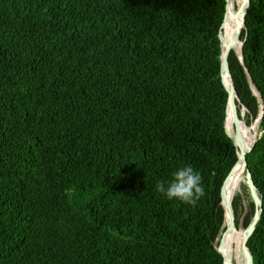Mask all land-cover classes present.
Here are the masks:
<instances>
[{
  "label": "trees",
  "instance_id": "obj_1",
  "mask_svg": "<svg viewBox=\"0 0 264 264\" xmlns=\"http://www.w3.org/2000/svg\"><path fill=\"white\" fill-rule=\"evenodd\" d=\"M224 11L225 0H0V264H223L220 188L237 158ZM240 38L244 64L232 49L228 65L251 125L261 107L248 78L264 107V0H249ZM246 159L262 199L247 246L264 264V111ZM187 166L204 189L194 205L157 190ZM241 199L236 227L254 211L248 197L242 215Z\"/></svg>",
  "mask_w": 264,
  "mask_h": 264
},
{
  "label": "water",
  "instance_id": "obj_2",
  "mask_svg": "<svg viewBox=\"0 0 264 264\" xmlns=\"http://www.w3.org/2000/svg\"><path fill=\"white\" fill-rule=\"evenodd\" d=\"M242 3L244 5V7H243L241 18H239L236 13L233 14V21L236 25L235 33L232 35L231 39L228 42H225V41H223V39L221 37V28H222V25L224 23V19L226 17V14L229 11V0H225V11H224L223 19H222V22H221V25L219 28V33H218V38H219L220 46H221L220 77H221V82H222V84H223V86L227 92V95H228L227 105H226L225 123H226V117H227L228 113H230V116L232 117L233 125L235 127V131L233 133H229L226 130V126H225V131H226V134L228 135V137L231 139L233 145L235 146L236 155H237L236 161L234 162V164L231 166L228 173L226 174V176L222 182L221 188H220L221 204H222V207L224 209V215H225V228L222 231V233L218 239V246L216 247V249L220 253V255L222 256L223 264H233L230 261L229 257L227 255H225L223 249H224V235H225V233L236 228L235 213H234V209H233L232 199L227 194L226 184H227L228 180L230 179V177H232L233 174L237 171V169H239L240 172H243V175H244L243 182H244L245 187L247 189L248 195H249V197H250V199L254 205L253 215H252L249 223L243 228L244 233H243V236L241 238L240 245H239V251H240L241 255H243L246 251L249 255V263H247V264H253L252 254H251L250 249L247 246V240L250 237V235L253 233V231H254V229H255V227H256L259 219H260V215H261V211H262L261 195H260V192L257 189V187L253 181L252 174L248 168L247 159H246L247 153H249L252 150V148H253L256 140H257V133H255V135L252 138V141L249 144L243 145L240 142V134L237 131V127L242 125V123H243L242 116H243L244 111L246 109L244 106H241L240 113L238 111L236 101L238 103H240V101H239L238 94H237L236 88H235V83H234V80H233V77L231 75L229 65H228L229 53L231 52L232 49H234V46L236 45V43H240L239 52H237V55H238L240 61L244 64L243 50H242L243 41L241 40L240 37H241L242 29L244 27V18H245L246 10H247L248 5H249V0H243ZM226 77H228V79H229L228 83L226 82ZM248 81H249V84L252 88L253 93L258 97L259 102H260V107H261L260 114L258 115L257 119L254 120V122H257V126H258V122L261 119V117L263 115V111H264L263 101L261 100L259 93L254 88V86H253V84L249 78H248ZM244 124L246 126H248L246 123H244ZM240 227H241V225L239 224L237 228H240Z\"/></svg>",
  "mask_w": 264,
  "mask_h": 264
},
{
  "label": "bare ground",
  "instance_id": "obj_3",
  "mask_svg": "<svg viewBox=\"0 0 264 264\" xmlns=\"http://www.w3.org/2000/svg\"><path fill=\"white\" fill-rule=\"evenodd\" d=\"M243 0H229V17H228V23H227V27L225 29V31L223 30V41L228 42L232 35L235 33L236 30V25L233 21V14L236 13L238 15L239 18H241L242 15V11H243ZM227 15V14H226ZM225 22H226V17L224 19V27H225ZM238 43H236L237 45ZM240 44V43H239ZM236 45L234 46V49L239 52V50H237ZM240 46V45H239ZM228 77H226V82L228 83ZM242 125L238 126V128L241 130V132H238L240 134V142L243 145H247L252 141L253 138V134H252V127L250 126H246L244 123L245 122L244 119ZM226 130L229 133H233L235 131V127L233 125L232 122V117L230 116V113H228L227 117H226ZM237 128V131H238ZM244 180V175L243 172H240L239 169H237V171L233 174L232 177H230V179L228 180L227 184H226V190H227V194L228 196L233 199L234 194H236L238 191H240V187H241V183ZM244 230L243 229H238L237 227L234 228L233 230L226 232L224 235V253L225 255H227L230 259V261L233 264H247L249 263V255L247 253V251L241 255L240 251H239V245L241 242V238L243 236ZM232 236V239L234 241V244H230L228 245V239L229 237ZM216 245L218 246V244L216 243Z\"/></svg>",
  "mask_w": 264,
  "mask_h": 264
},
{
  "label": "clouds",
  "instance_id": "obj_4",
  "mask_svg": "<svg viewBox=\"0 0 264 264\" xmlns=\"http://www.w3.org/2000/svg\"><path fill=\"white\" fill-rule=\"evenodd\" d=\"M201 180L200 174L195 172L191 166H187L174 173L167 188L163 182L158 183L157 190L165 193L170 200L176 198L194 205L204 195Z\"/></svg>",
  "mask_w": 264,
  "mask_h": 264
},
{
  "label": "rangeland",
  "instance_id": "obj_5",
  "mask_svg": "<svg viewBox=\"0 0 264 264\" xmlns=\"http://www.w3.org/2000/svg\"><path fill=\"white\" fill-rule=\"evenodd\" d=\"M244 115V114H243ZM257 122H253L251 125H248V126H250V127H254V124H256ZM238 128V127H237ZM238 132H241V130L238 128ZM256 133H257V135H258V126H257V128H256V131H255ZM235 196H241V201H242V209H243V213H242V215L244 214V212H245V210H246V208H247V199H248V197H249V195H248V192H247V189H246V187H245V185H244V182H242L241 183V187H240V191H238L236 194H235ZM250 198V197H249ZM242 218V217H241ZM244 227L241 225V227L240 228H238V229H243ZM244 230V229H243ZM229 245L230 244H232V243H234V241H233V239H232V236L229 238Z\"/></svg>",
  "mask_w": 264,
  "mask_h": 264
}]
</instances>
